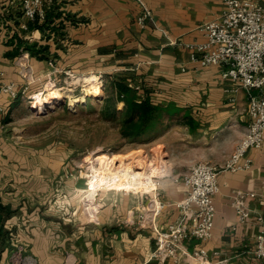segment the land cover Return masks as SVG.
Here are the masks:
<instances>
[{
  "label": "crops",
  "instance_id": "0c3cea01",
  "mask_svg": "<svg viewBox=\"0 0 264 264\" xmlns=\"http://www.w3.org/2000/svg\"><path fill=\"white\" fill-rule=\"evenodd\" d=\"M144 7L152 18L143 27L138 18ZM53 8L59 15L49 25L24 31L21 12L0 0L2 82L14 84L19 95L58 72L108 70L137 101L160 107L161 121L150 136L164 135L159 146L165 160L152 190L120 194L121 200L116 193L93 223L55 225L44 213L31 212L26 221L13 214L5 222L9 236L0 264H160L151 258L155 230L181 219L177 204L187 195L183 178L189 168L201 162L224 166L250 121L249 94L223 77L226 67L191 60L190 45L206 41L204 26L222 15L225 0H54ZM25 43L48 46V57L31 55ZM16 98L3 95L5 108ZM168 135L174 140H165ZM245 159L252 161L249 169L220 170L212 238L185 243L190 252L204 246L209 259L189 257L182 264H264L255 256L258 218H264V145L249 149ZM238 198L250 211L246 223L239 221ZM3 201L16 213L22 210ZM18 247L25 252L15 258Z\"/></svg>",
  "mask_w": 264,
  "mask_h": 264
},
{
  "label": "rangeland",
  "instance_id": "374dc122",
  "mask_svg": "<svg viewBox=\"0 0 264 264\" xmlns=\"http://www.w3.org/2000/svg\"><path fill=\"white\" fill-rule=\"evenodd\" d=\"M115 77L108 70L58 72L19 94L5 110L0 195L22 207L14 213L17 218L30 220L35 212L55 225L57 220L93 223L100 206H109L116 193L141 194L155 187L165 160L159 146L164 135L122 137V117L112 108L124 107L117 101ZM53 88L62 89L63 98L37 108L39 98ZM93 88L96 95L90 93ZM24 252L18 247L14 257Z\"/></svg>",
  "mask_w": 264,
  "mask_h": 264
},
{
  "label": "built area",
  "instance_id": "2783aa9c",
  "mask_svg": "<svg viewBox=\"0 0 264 264\" xmlns=\"http://www.w3.org/2000/svg\"><path fill=\"white\" fill-rule=\"evenodd\" d=\"M225 4L222 15L204 26L206 41L190 45L191 60L203 67H226L223 77L238 82L249 94L250 121L244 138L224 166L201 162L189 168L183 178L188 192L177 204L181 219L167 230H155L156 246L151 258L160 264L167 260L187 263L189 257L209 259L204 246L190 252L185 243L194 238L204 244L213 236L220 170L249 169L252 161L245 159L247 151L264 145V6L259 0H225ZM53 5L54 0H6V7L18 9L26 20L20 25L24 31L29 30L30 23L44 22ZM151 18L152 11L144 7L138 23L144 27ZM5 94L16 98L18 91L14 84H4L0 79V114L6 110L2 102ZM235 207L240 223H246L250 211L242 198L235 201ZM258 221L261 230L255 256L264 263V218L260 216Z\"/></svg>",
  "mask_w": 264,
  "mask_h": 264
},
{
  "label": "trees",
  "instance_id": "16d2710c",
  "mask_svg": "<svg viewBox=\"0 0 264 264\" xmlns=\"http://www.w3.org/2000/svg\"><path fill=\"white\" fill-rule=\"evenodd\" d=\"M52 7L45 18V21L40 25L39 21H35L29 25L30 29L44 28L52 22L55 16H58ZM18 43L21 38L18 36ZM24 41L21 43L23 44ZM20 47V45H18ZM19 47L14 51V55L19 54ZM48 46H38L37 44L25 43V51L33 56H37L40 59H46L48 57ZM117 101L124 102L122 111L112 106L115 115L122 117L121 135L126 139H137L146 133L154 131L161 121V109L160 107L153 105L150 101L145 100L142 102L131 95V89L120 81H115ZM15 211L11 206L4 203L0 197V259L4 250V246L8 240L9 232L5 229V222L10 218Z\"/></svg>",
  "mask_w": 264,
  "mask_h": 264
},
{
  "label": "bare ground",
  "instance_id": "6f19581e",
  "mask_svg": "<svg viewBox=\"0 0 264 264\" xmlns=\"http://www.w3.org/2000/svg\"><path fill=\"white\" fill-rule=\"evenodd\" d=\"M90 93L96 95L98 93V91H97V89L93 88L90 90ZM63 96H64V93L62 92V89L53 88L49 91V93H47L46 96L39 98L36 106H37V108H44L45 105H47L48 103H50V101H52L50 99H55L58 101V100L62 99ZM77 99L78 98H75L74 101L76 102Z\"/></svg>",
  "mask_w": 264,
  "mask_h": 264
}]
</instances>
